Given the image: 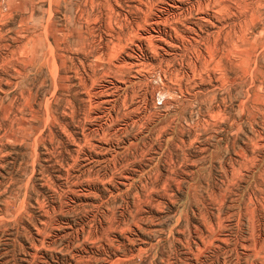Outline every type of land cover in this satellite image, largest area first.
Segmentation results:
<instances>
[{
	"label": "rangeland",
	"instance_id": "rangeland-1",
	"mask_svg": "<svg viewBox=\"0 0 264 264\" xmlns=\"http://www.w3.org/2000/svg\"><path fill=\"white\" fill-rule=\"evenodd\" d=\"M226 1L0 0V264H264V0L240 44Z\"/></svg>",
	"mask_w": 264,
	"mask_h": 264
},
{
	"label": "bare ground",
	"instance_id": "bare-ground-1",
	"mask_svg": "<svg viewBox=\"0 0 264 264\" xmlns=\"http://www.w3.org/2000/svg\"><path fill=\"white\" fill-rule=\"evenodd\" d=\"M234 1H236V2H238L239 3V5H240V14L242 15V17H243V23L242 24H236V25H234L233 26V29H235V37H236V44H240L242 41H244V40H248V38H247V36H246V34H247V32H246V26H247V15H246V13L249 11V10H253V8H252V6L250 5L251 3H250V1H248L249 3H247V1L246 0H234ZM227 1L226 0H210V9H215V10H217L218 12H222V11H227V10H229V5L226 3ZM252 2V1H251ZM259 4H256V6H255V9L256 10H258L259 9V6H258ZM209 6V5H208ZM193 8V7H192ZM192 11V10H191ZM188 12H189V10H188ZM187 12V13H188ZM180 20V19H179ZM165 24V23H164ZM227 24V23H226ZM227 26V25H226ZM232 27V26H231ZM219 28V27H218ZM229 28V27H228ZM229 32H230V30H229ZM229 32H227V33H225V36H226V38H228V36H229ZM224 33V32H223ZM178 34V33H177ZM180 35V34H179ZM178 36V35H177ZM224 36V35H223ZM222 36V37H223ZM220 34L218 33L217 34V37L214 39V41H213V43L214 44H216L218 41H220ZM222 39V38H221ZM225 40V39H224ZM227 42V41H226ZM227 45H228V42H227ZM211 46V45H210ZM213 47H214V45H213ZM213 47H210V48H213ZM220 48V47H219ZM219 50V49H218ZM211 51V50H210ZM215 55V54H214ZM217 60V59H216ZM215 62V61H214ZM216 63H217V61H216ZM215 63V64H216ZM219 63V62H218ZM216 66H218V65H216ZM257 146V145H256ZM259 148V147H258ZM256 149V148H255ZM259 150V149H258ZM252 152V151H251ZM246 156V155H245ZM244 156V160H245V162H247V163H249V161H252V159L251 158H247V157H245ZM254 158V157H253ZM256 160V159H255ZM253 162H254V159H253ZM256 162V161H255ZM257 162H259L258 160H257ZM240 164H242V163H240ZM255 164V163H254ZM243 165H245V164H242V166L240 165V167H244ZM250 165H252V164H250ZM256 165V164H255ZM254 166V165H253ZM246 167V166H245ZM255 167V166H254ZM249 169H250V167H249ZM253 170V169H252ZM236 170H234L233 169V173L235 172ZM231 172V173H232ZM251 172V171H250ZM264 200V199H263Z\"/></svg>",
	"mask_w": 264,
	"mask_h": 264
}]
</instances>
